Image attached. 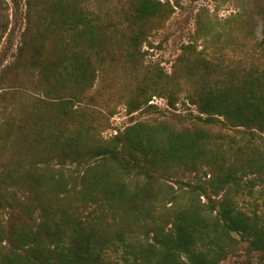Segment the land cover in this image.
Returning a JSON list of instances; mask_svg holds the SVG:
<instances>
[{
  "label": "trees",
  "instance_id": "obj_1",
  "mask_svg": "<svg viewBox=\"0 0 264 264\" xmlns=\"http://www.w3.org/2000/svg\"><path fill=\"white\" fill-rule=\"evenodd\" d=\"M94 1L25 0L15 63L43 98L0 125V264H104L113 249L122 250L124 264H222L242 250L264 264V217L239 205L254 194L264 201L257 143V136L264 140V9L259 65L216 68L194 45L183 46L179 59L186 75L193 65L216 75L184 92L199 122L241 131L242 146L226 149L225 135L199 126L135 123L103 137L114 113L100 111L95 88L111 68L132 79L129 114L157 109L149 105L156 96L173 108L178 103L182 84L142 63V50L177 6L125 0L114 14ZM202 168L212 175L216 200L209 188L188 184L189 204L161 213V199L178 198L162 176Z\"/></svg>",
  "mask_w": 264,
  "mask_h": 264
},
{
  "label": "rangeland",
  "instance_id": "obj_2",
  "mask_svg": "<svg viewBox=\"0 0 264 264\" xmlns=\"http://www.w3.org/2000/svg\"><path fill=\"white\" fill-rule=\"evenodd\" d=\"M2 1V0H1ZM169 1L177 6L175 14L168 23L151 38L152 47H144L148 52L144 57L143 70L161 68L168 75L172 85L180 82L182 92H175L178 103L170 107L166 98L153 97L149 105L157 109L147 112L139 111L129 114L127 101L130 97L132 79L124 70L111 68L100 77L95 90L103 96L100 111L105 115L114 113L110 119L109 128L103 137L109 139L135 123L151 125H167L176 130L199 126L210 129L215 134L225 135V148L242 146L241 131L225 130L220 126H206L198 121L199 113L186 99L184 89L198 82H213L216 75H203L200 65H193L188 70L183 68L179 59L183 54V46L194 45L207 63L216 68L231 70L255 67L260 64L258 42L261 38L264 0H161ZM5 24L8 30L3 35L0 31V125L20 111L33 105L43 98L33 89V81L29 74L16 65L22 34L26 27L25 0H3ZM125 0H95L93 6L101 11H111L117 14L123 10ZM257 143L264 149V140L257 136ZM207 174V175H206ZM212 175L208 169L189 172L170 171L163 175L161 182L170 185L178 195L174 202L169 198L161 199L158 209L161 213L174 212L189 204L190 185H201L209 188L208 192L216 200L210 189ZM258 187L253 190L255 193ZM257 194L244 196L239 201L241 209L247 212H257L264 217V201L257 200ZM201 203L207 205L208 199L201 197ZM145 239V233L139 236ZM122 250L107 252L104 264H124ZM222 264H260L257 257L248 256L242 250L240 254L229 258Z\"/></svg>",
  "mask_w": 264,
  "mask_h": 264
}]
</instances>
